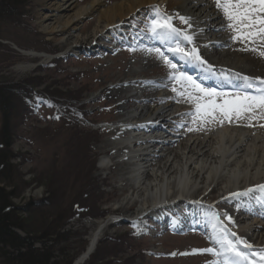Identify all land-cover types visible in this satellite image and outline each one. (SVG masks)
<instances>
[{"label": "rangeland", "instance_id": "rangeland-1", "mask_svg": "<svg viewBox=\"0 0 264 264\" xmlns=\"http://www.w3.org/2000/svg\"><path fill=\"white\" fill-rule=\"evenodd\" d=\"M10 1L13 10L10 5L0 3V134L3 127L12 130L10 146L3 150L8 158L5 159L4 153L2 156L15 174L14 187L6 191L15 192L13 203L27 212L29 224L48 236L56 232L47 248V251L52 249L50 263L75 264L87 251L89 238L99 224L110 216L114 223L85 264H209L213 261L201 253L194 254L193 250L214 245L208 230H190L193 221L179 224L183 229L178 228V232L169 222L150 218L133 222L126 218L129 214L117 209L129 189L120 178L121 167L110 165L107 171L99 168L102 158L115 156L105 154L101 148L113 139L110 128L119 121L118 102L108 99L109 91L119 84L117 74L135 68L134 59L143 55L134 54L137 45L134 38L129 39L133 44L121 42L120 46L107 39L109 34H106L99 39L104 40L102 45L91 50L69 51L56 44L59 36L52 38L41 29L37 0ZM181 1L173 0V7L176 9ZM22 2H30V7H20L18 3ZM108 2L114 4L113 0ZM173 7L164 12L154 9L155 15L134 17L131 30L139 34L135 37L151 39L144 31L146 25L158 14L169 16ZM95 19L84 17L81 33H90L96 26ZM178 23L181 24L180 20ZM160 50L166 52L167 48ZM27 53L49 54L52 62L45 63ZM153 57L157 58L155 53ZM28 65L32 69L23 72L18 69ZM168 73L169 69L164 67L155 74L156 78H162ZM96 94L97 98L91 100ZM181 103L189 104L183 100ZM186 119L181 118L184 123L178 125L183 130L189 127ZM3 185L1 182L0 186ZM218 197L212 193L204 200L211 206L209 210L217 214L221 211ZM188 212L196 217L194 211ZM166 214L172 221L179 217L170 211ZM201 223L198 220L195 227L203 228ZM17 234L23 237L22 232ZM239 247L248 251L242 245ZM44 251L40 249L39 253ZM6 252L9 258L1 259L0 264H22L17 253Z\"/></svg>", "mask_w": 264, "mask_h": 264}, {"label": "bare ground", "instance_id": "bare-ground-1", "mask_svg": "<svg viewBox=\"0 0 264 264\" xmlns=\"http://www.w3.org/2000/svg\"><path fill=\"white\" fill-rule=\"evenodd\" d=\"M172 2L113 0L114 4L110 5L108 0H37L41 8V29L52 38L59 36L55 42L66 50H91L104 44V40H100L109 34L106 38L118 45L128 42L132 36L137 44L134 54H143L134 59L135 68L129 67L117 74L119 84L108 94L110 101L118 102L119 121L110 128L113 139L103 143L101 148L105 154L114 153L115 156L102 158L99 168L107 171L110 165L121 167L120 178L129 189L117 209L129 214L126 218L133 222L146 218L165 224L169 222L178 232V228L183 229L179 224L193 221L190 230L206 229L212 235L211 206L204 200L217 193L223 223L253 248L264 249V198H255L264 194L256 192L239 199L231 196L233 192L264 184V127L260 126L264 120L251 121L252 127L246 126V120H241L239 123L225 122L223 126L213 123L205 125L203 130L189 131V128H199V124H193L188 116L193 106L181 103L183 99L171 90L172 86H179L168 79L169 75L156 78V71L166 66L160 59L152 58L154 52L148 51L168 46L158 40L135 37L139 34L131 30L134 17L155 15L154 9L158 11V8L167 11L173 7ZM0 3L14 9L10 0L9 3L0 0ZM18 5L27 9L30 2ZM177 13L191 18L190 29L178 23ZM169 16L173 17L176 27L193 35V44L182 41L181 46L188 51L195 46L212 69L209 71L206 65L185 62L168 50L162 52L175 61L173 63L181 72L193 75L192 78L205 88H214L210 81L212 77H224L226 83L243 76L264 78V57L258 52L242 50L241 43L233 42L232 33L226 29V21L214 0H182ZM84 17L97 20L96 26L87 34L81 33L80 23ZM133 42L129 41V44ZM27 54L45 63L52 62L49 54ZM32 67L20 66L18 69L23 72ZM96 98L97 94L91 100ZM181 118H187L188 129L178 126L184 123ZM133 207L136 209L128 213ZM189 210L196 213L195 218ZM168 211L178 215V219L175 215H171L175 221L169 219ZM186 211L188 213L184 215ZM226 216H231L235 223L230 224ZM198 220L203 228L195 227ZM112 223L114 218L110 216L99 224L89 238L87 251L75 264H85L91 258ZM230 238L234 240V237ZM200 255L213 261L221 259L209 253Z\"/></svg>", "mask_w": 264, "mask_h": 264}, {"label": "snow or ice", "instance_id": "snow-or-ice-1", "mask_svg": "<svg viewBox=\"0 0 264 264\" xmlns=\"http://www.w3.org/2000/svg\"><path fill=\"white\" fill-rule=\"evenodd\" d=\"M214 2L215 7L223 14L226 21L225 27L232 33L233 42L241 43L244 46L242 50L258 52L261 57H264V50H262L264 49V0H214ZM177 18L189 29L192 27L190 17L177 13ZM144 31L150 34L151 39L166 44L167 50L173 56H179L185 62L206 65L211 71L212 66L201 57L195 46L190 51L181 46L182 41L193 44V35L185 29L176 27L173 24V17H162L158 14L146 25ZM148 51L154 52L169 69L168 79L173 81L174 85H179V88L172 86L171 90L193 106L188 116L193 124H199V128H189V131L203 130L205 125L213 123L223 126L225 122L231 124L239 123L241 120H246L248 122L246 126L252 127L251 121L264 120V78L249 76L241 78L243 88L253 89L255 94L243 89L232 93L218 92L214 88L203 87L191 76L179 71L177 64L173 63L159 48L148 49ZM260 126L264 127V124ZM256 192L264 194V184L248 188L243 192H233L231 196L239 199ZM255 198L262 199L264 195ZM225 218L230 224L235 223L231 216ZM211 222L213 232L209 240L216 247L193 250L194 254L209 253L221 258L210 261L209 264H264V249L253 250L252 244L239 237L235 240L231 239L230 237H236V233L223 223L216 212L211 213ZM239 245L248 251H241Z\"/></svg>", "mask_w": 264, "mask_h": 264}, {"label": "trees", "instance_id": "trees-1", "mask_svg": "<svg viewBox=\"0 0 264 264\" xmlns=\"http://www.w3.org/2000/svg\"><path fill=\"white\" fill-rule=\"evenodd\" d=\"M0 105L2 106V101ZM5 121L7 120L5 119ZM2 132L0 134V141H3L0 144V183H5L6 186H0V260L7 261L9 257L5 254L8 250L17 253L18 259L21 258L20 260H22V264H51L49 259L51 258L52 249L47 251V248L52 242L50 238L56 232L48 236L47 232L37 230L29 224L30 217L27 212L13 203L15 192L12 190V192L7 193L6 191V188L12 189L15 185V174L12 173L13 167L5 164L4 160L8 158V154L3 152L10 146L12 130L3 127ZM3 153L6 154V157L2 156ZM16 232H22L23 237ZM37 245H40V248L37 249ZM40 249L45 251L39 253ZM52 264L58 263L52 261Z\"/></svg>", "mask_w": 264, "mask_h": 264}]
</instances>
